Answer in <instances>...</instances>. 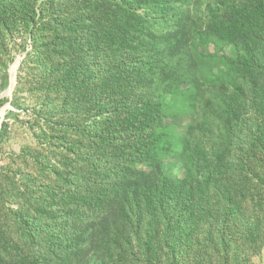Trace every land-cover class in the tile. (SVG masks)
Instances as JSON below:
<instances>
[{
  "label": "trees",
  "instance_id": "16d2710c",
  "mask_svg": "<svg viewBox=\"0 0 264 264\" xmlns=\"http://www.w3.org/2000/svg\"><path fill=\"white\" fill-rule=\"evenodd\" d=\"M70 1V9L48 22L46 13L56 10L55 3L39 12L34 8L19 19L32 47L24 63L33 64L42 73V80L49 82L45 84L51 100L45 98V106L57 107V124L51 126L52 132L57 130V153L49 165L57 175V184L63 186L57 225L45 220L51 216L48 207L40 205L33 213L24 208L5 212L2 200L0 219L4 217L5 223H0V264H107L100 259L102 251L133 254L139 248L150 251L159 246L171 251L178 262L192 236L203 240L199 229L204 217L210 228L205 242L222 251L219 247L225 243L227 231L219 228H228L245 204L239 202L230 169L207 160L199 143L184 140L185 178L166 174L163 161L172 153V140L179 136L165 127L167 106L158 98L147 99L137 92L157 69L155 54L160 46L172 52L211 33L195 30L185 43V32L177 29L174 35L159 40L158 29L150 22H177L179 16L168 8L155 10L157 0H106L114 5L106 16L99 12L92 15L91 0ZM27 5L31 10L28 0H0L4 26L0 30L17 29L12 17L20 15ZM212 35L236 45L241 53L219 72L223 87L230 90L228 96L220 97L230 119L228 129L232 132L233 127L244 128L247 120L253 122V145L261 150L264 0H255L253 7L239 6L230 19L214 27ZM244 106L252 107L253 118L241 120ZM47 132L43 129L39 136L48 138ZM143 163L149 164V171L137 168ZM222 210L224 214L219 213ZM15 213L22 230L18 240L5 232L8 214ZM73 218L79 223H97L96 252L89 261L75 260L72 248L78 235L66 230V222ZM81 225L77 229L81 230ZM45 231L39 239L41 245L38 235ZM215 231H221L220 238Z\"/></svg>",
  "mask_w": 264,
  "mask_h": 264
},
{
  "label": "rangeland",
  "instance_id": "374dc122",
  "mask_svg": "<svg viewBox=\"0 0 264 264\" xmlns=\"http://www.w3.org/2000/svg\"><path fill=\"white\" fill-rule=\"evenodd\" d=\"M28 1H31V10L27 5L20 15L12 17L13 24L17 23L15 25L19 27L14 31L7 28L0 30V203L3 200L1 204L5 212L10 208L14 211L24 208L33 213L40 205L48 207L51 216L45 220L57 225V207L61 206L57 203L62 201L63 186L57 184V175L49 168L57 153V130H51V126L57 124V107L45 106L43 100L51 98L48 97L46 87L49 82L42 80V73L33 64L24 63L32 47L25 24L19 19L26 12H34V8L39 12L47 8L46 5L55 3L56 10L49 9L46 13L48 22L53 16L58 18L62 10L70 9L71 1ZM242 4L253 7L255 0H157L154 9L168 8L171 13L178 14V21H152L149 24L158 29L159 40L174 35L177 29L185 32V43L194 35L195 30H200L202 34L211 33L209 37L205 35L192 43H186L183 49L178 46L172 52L165 45L160 46L155 54L159 63L157 69L148 75L147 84L137 91L138 95L147 99L158 98L167 106L165 127L171 134L179 136L172 140V153L164 159L163 171L185 178L187 162L182 156V142L199 143L207 160L216 161L223 168L230 169V180L238 192L239 202L245 201L244 207L233 216L232 224L228 228H219L225 233L227 231L226 241L219 247L222 251H217L214 244L205 242L210 228L204 217L199 229L203 240H195L192 236L187 241L178 258L182 264H264V147L257 150L260 147L253 145V122L247 120L244 128L233 127L232 132L228 129L230 119L226 114V106H221L220 97L228 96L230 90L223 87L219 72L229 65L228 60H235L241 53L236 45L212 35L214 27L224 24ZM112 5V2L106 0H91L90 9L93 10L92 15L99 12L106 16L108 9L114 8ZM19 60L22 62L17 72L16 85L10 94L12 67ZM233 68L232 71L235 70ZM179 80L181 83H178ZM4 109L6 112L1 115ZM242 112L241 120L253 118L251 106H244ZM43 129L48 131V138L39 136ZM255 157L261 158V161L256 162ZM255 166L257 170H254ZM137 168L150 170L147 163L138 164ZM224 211L219 213L224 214ZM4 221L5 218L1 217L0 223ZM16 223L17 214H8L9 227L5 232L13 233L18 240L22 230ZM66 223V230L78 235L76 246L72 248L75 260H91L96 252L97 223L93 220L79 223L76 218ZM79 225L83 226L81 230L77 229ZM220 232H214L217 238H220ZM46 234L45 231L38 235L37 242L41 245L39 239ZM102 254L104 257L100 259L107 264L178 263L173 253L162 246L150 251L139 248L133 254L109 251H102Z\"/></svg>",
  "mask_w": 264,
  "mask_h": 264
},
{
  "label": "water",
  "instance_id": "95a60500",
  "mask_svg": "<svg viewBox=\"0 0 264 264\" xmlns=\"http://www.w3.org/2000/svg\"><path fill=\"white\" fill-rule=\"evenodd\" d=\"M21 62H22V60H19L18 61V66H17V70H16V74H15V77H14V81L12 80V88H11V90H10V94L12 93V89H13V87L16 85V81H17V72H18V70H19V68H20V66H21ZM10 106V105H9ZM9 106L7 107V108H9ZM6 108V109H7ZM6 109H4V114H5V112H6Z\"/></svg>",
  "mask_w": 264,
  "mask_h": 264
},
{
  "label": "bare ground",
  "instance_id": "6f19581e",
  "mask_svg": "<svg viewBox=\"0 0 264 264\" xmlns=\"http://www.w3.org/2000/svg\"><path fill=\"white\" fill-rule=\"evenodd\" d=\"M17 66H18V62L15 63V65L12 67V80L14 81V77L16 74V70H17ZM1 115H4V111H1Z\"/></svg>",
  "mask_w": 264,
  "mask_h": 264
}]
</instances>
